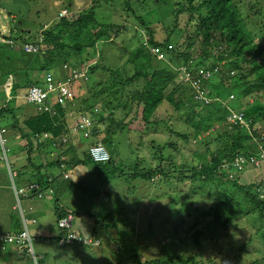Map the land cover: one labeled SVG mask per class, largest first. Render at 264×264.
I'll list each match as a JSON object with an SVG mask.
<instances>
[{
    "label": "trees",
    "instance_id": "obj_1",
    "mask_svg": "<svg viewBox=\"0 0 264 264\" xmlns=\"http://www.w3.org/2000/svg\"><path fill=\"white\" fill-rule=\"evenodd\" d=\"M67 1L69 0H62V6L65 7ZM139 1L133 0V3H130L126 0L128 8L126 12L134 17V22L137 24L136 27L134 25L135 29L140 27L139 34L135 32V35L129 38L127 26L118 25L121 26L119 28L102 14L100 19L94 11L97 4L93 6L94 9L60 18L46 30L45 40L51 45L53 43L54 47L45 51L49 55L48 57L45 55V67L50 64L54 66L60 64L61 67L66 63L76 67L78 71L87 70L88 80L97 71L109 73V81L114 91L106 87L107 82L102 80L99 88L91 89V95L83 98V103L77 100L73 89L75 83L72 81L70 84L74 94L72 99H67L65 104L60 103L58 99L52 101V105L51 101H47L45 104L47 110L42 106L37 117L26 120V128L21 129L23 132L40 134L43 131H50L58 138L66 137L65 141L69 145L60 147L59 140L56 139L60 149L52 159L34 157L32 153L35 148L29 146L27 162L16 168L18 174L15 178L16 182L18 184L35 182L36 191L51 189L52 194L54 193V202L58 205L57 221L73 214L70 213L69 208L59 205L60 195L76 185L66 175L69 169L77 164H94L88 154V148L80 152L74 146L75 139L80 136V125L85 123L82 117L95 125L93 139L102 132L104 133L102 142L112 144L117 129L124 125L134 129L132 122H128L127 118L133 109L137 114L133 122L136 120L145 122L149 133V128L156 126L160 121L155 118L157 114L163 112L162 105L169 103L173 111L181 115L178 122L186 123L195 132L194 137L197 139L195 144L200 145L201 142H205L204 147L209 151L210 157L201 153L202 150L192 149L187 145L191 143L192 133L177 129L169 132H173L183 141V145L177 149L178 152L189 154L188 156L196 163L187 162L188 158L185 159L183 156L178 158L177 150L169 158L158 157L156 163L147 162L143 158L136 159L134 161L136 168L124 172L123 175L127 174V177L132 179L139 178L142 183L145 181L147 185L145 191L149 194L154 193L152 190L157 187L166 188L168 192L162 189L166 195L155 199L149 207L147 212L149 226L145 227L143 232L135 229L130 232L118 228L115 234L112 230L117 227V221L114 220L112 223L106 221L107 226L103 230L108 238L124 244V249L118 247L114 250L111 246L110 249H113L111 252L127 264H200L205 251L210 249L206 248L209 245L224 252L225 242L229 251L234 249L237 240L235 230L240 226H230V224L240 217L250 219L258 236L255 238L254 235H249L240 248L241 251L248 254V247L256 240L264 251V236H262L264 235V196H262L264 190L261 188L264 186V181L242 184L236 175L231 178L234 173L230 172V167L238 154L249 156L250 153L257 152L259 145L264 148V133L261 131L257 133V128L254 129L258 123L264 122V105L260 108L262 104L258 99L264 96V39L257 42L255 40L257 35H252L246 28L244 12L238 0H166L163 3L172 7V11L169 22L165 24L147 19L143 11L152 13L155 9H152L147 1L136 5ZM0 7L2 8L1 5ZM250 7L246 5L244 10L247 11ZM69 8L70 6L66 10ZM263 12L262 7L258 8L259 15H263ZM193 23L196 25L194 35L190 29ZM217 33L220 37L216 36ZM121 34H126L124 35L126 39L134 41L133 47L127 50L118 67H111L108 64L99 67L101 52L99 44L111 43L114 49L122 50L123 47L115 43L116 38ZM23 35V32L18 33L13 26L11 36L14 39H22ZM194 38H197L201 44L198 50L193 49ZM183 44L186 46L184 49H182ZM162 54L164 56H161ZM245 57L250 58V61L248 62ZM69 58H72V61ZM92 59L96 60V64L90 66ZM159 60H162V63ZM124 64L128 67L123 68ZM227 68L228 71L237 68L238 73L231 76L230 72L223 71ZM210 70L217 78L214 84L211 82L212 78L207 76ZM242 73L246 81L241 77ZM251 74L255 75V79L250 78ZM227 78L235 80L226 85L224 82ZM128 86H130L129 90ZM226 91L228 97L232 95L237 99L240 98L245 107L230 108L226 102L228 97L224 96ZM232 91H236L237 95ZM103 93L105 96L100 101L85 107L86 98H94ZM207 94L214 95L216 100L206 102ZM234 105L238 106L240 103ZM130 108L131 110L122 116V111ZM52 110H56V113H51ZM230 113L242 115L245 122L236 120L226 128V132H222L215 124L225 122ZM76 114L80 116L74 118ZM74 121L76 122L73 124ZM210 127L215 128V137L219 141V146L214 149H211V145L206 140L200 139L202 134L211 129ZM256 135L260 142L255 139ZM23 137L31 139L29 133H25ZM154 141L156 142V139ZM145 143L141 140L139 144ZM91 145H94L93 142ZM40 148L39 146L37 149ZM113 160L106 164L98 163L99 165L93 166V170L100 171L104 167H112L110 163H113ZM53 167L60 172L66 171L62 174L64 182L58 180L55 171L48 172L54 170ZM111 170L113 169L108 168V173ZM116 170L117 168L114 171ZM228 182L231 183L229 186H227ZM247 202L252 206H246ZM34 221H37V218ZM24 232L25 230H21L16 235L19 236ZM29 232L28 238L33 243H40L38 247L36 246L37 249H47L43 243H53V239L45 233L35 235L32 230ZM131 235H137L138 238L145 235L147 242H154L153 239L158 238L155 243L161 256H166L170 250L176 253L172 245H177L180 250L182 243L191 236L193 247L197 252L196 255L186 256L180 253L170 255L165 260H160L162 257L158 258L159 256L156 255L153 256L154 258H146L143 262L141 249L151 244H141L138 248L129 249L130 242L126 240H130L128 237ZM26 239L24 242L14 240V243L24 245ZM206 261L219 264L218 257L207 258ZM259 261L260 259L256 258L247 264H257ZM117 262V264L122 263Z\"/></svg>",
    "mask_w": 264,
    "mask_h": 264
},
{
    "label": "rangeland",
    "instance_id": "obj_2",
    "mask_svg": "<svg viewBox=\"0 0 264 264\" xmlns=\"http://www.w3.org/2000/svg\"><path fill=\"white\" fill-rule=\"evenodd\" d=\"M133 0H129L130 3ZM139 1V0H138ZM143 1H147L149 5L152 6V9H155L152 13L149 11H143V15L150 20L154 19V21H160L159 23L165 24V22H169L170 20V14H171V8L168 4H164L166 0H141L136 3V5L142 4ZM57 3V4H55ZM242 3V4H241ZM97 4L96 9L93 8ZM238 4L242 10L244 20H246V28L252 33V35H257V38L255 40L257 42L264 39V12L263 15L258 14V8L262 7L264 9V0H238ZM0 5L2 8L6 11V13L9 16L15 17L13 20V26L16 30H18V33H22L23 30H29L31 35H35L40 28L44 25V23H49L54 20L53 24L56 23L59 19L56 18L57 15H59L60 11L66 10L68 6H70L69 9V16L70 15H77L82 11H86L89 9H94L96 14L99 15L101 19V14L105 17H108L110 22H113L117 25V27H121L118 25L127 26L128 27V38L130 36L135 35V32L139 34L140 27L136 30V22H134V17L130 15L131 13H127L126 10L127 4L126 0H69L66 2V6H62V0H57L56 2L54 0H0ZM110 5V6H109ZM246 5H250V9L247 11L244 10ZM72 10V11H71ZM133 20V21H132ZM134 22V24H133ZM261 23V24H259ZM259 24V25H258ZM135 25V27H134ZM257 27V28H256ZM259 27V28H258ZM261 27V28H260ZM163 30V28H160ZM191 33L194 35L196 32V25L193 23L191 24ZM126 35V34H124ZM123 34H121L119 37L116 38L115 43L121 47H123L122 50L113 47L111 43H100V54H99V67L103 64H108L111 67H118L122 59L124 58L125 53L128 49L133 47L134 41L131 39H126V37ZM217 37H220L219 33L216 34ZM113 38H115V35H113ZM138 41V40H137ZM18 46H23L22 42L19 41L17 43ZM186 46L183 44L182 49H184ZM222 45H220V48ZM201 48V44L197 38H194V45L193 49L198 50ZM20 47L18 48H12L8 45H2L0 44V77L7 78L6 73L1 70V66L7 67L11 64V60H9L10 57L13 55H16L20 53ZM164 55V54H163ZM2 56V57H1ZM247 59V57H245ZM70 61H72V58H69ZM248 62L250 61V58L247 59ZM160 63H162V60H159ZM33 63L32 60L25 58L22 60L20 66L17 67L16 71L20 72L23 71L26 67L31 66ZM224 63V61H222ZM96 64V60L92 59L90 66ZM247 63V67H248ZM128 67L127 64H124L123 68ZM237 68H231L230 71H228V68L223 70L225 73L230 72L231 76H234L238 73L236 71ZM223 72V73H224ZM242 73L241 77H243L244 81L245 75ZM230 76V77H231ZM212 78L211 82L214 84L217 82V78L214 76H209ZM251 79H255V75H250ZM27 80V77H24L21 80V83H25ZM106 81L107 86L110 87L112 91H114L113 87L111 86V83L109 81V73H103L101 71H97L93 76L90 77L89 81H78L74 85V91L79 93L77 95V100L79 99L80 102H83V98L87 97L88 95H91L90 90L95 89L96 87L99 88L100 81ZM235 79L227 78L224 82L226 85H229L232 83ZM130 89V86H128V90ZM0 90L4 92V88L1 85L0 82ZM111 91V93H112ZM201 94H203L202 91H200ZM235 95H237L236 91H232ZM105 96V93L103 95H98L96 97H88L86 98V105L91 106L96 101H100ZM225 97H228V92L226 91L224 94ZM254 99V97H251ZM240 98L236 97H228L226 99V102L228 103L229 107L233 108L237 102L240 103L237 107L244 108L245 104H243L240 100ZM260 103L263 107L264 105V96L258 97ZM206 102H213L216 100V97L212 94L205 95ZM27 104L32 105V103L26 101L24 98L21 100V107L25 106ZM84 103V102H83ZM34 105V104H33ZM167 105V106H166ZM163 112L161 114H157L155 120H160L155 128L157 127L156 132L154 131L153 127L149 128V133L142 134V132L146 129V123L136 120V122H133V120L136 118L137 114L134 112V109L127 115L128 122H132V127L134 129H131L129 126L127 127L124 125L122 128L117 129L115 134L113 135V143H106L108 150L112 154L113 157V163H110L112 167H104L102 170H93L94 164H88L86 165V171H84V177L70 190L62 193L60 195V206H65L73 211V209L81 212V217L76 216L74 220V225L72 229L80 230L83 233L82 238L84 240H89L92 238V232L97 231V234L100 236L96 237L97 242H103L101 246H90L89 248L93 249L95 251V254L93 255L95 259H93V262H89L90 255L87 256V259H83L81 262H75L73 264H117L119 261L121 264H127L125 261H122L121 258L116 257L111 251V249L106 248L104 249V246L106 245V240H108L110 243H113L114 250L115 248L120 247L119 249H124L123 242H116L114 239L108 238L106 235V232L103 230L107 225H105L106 221L109 223H112V221H117V227L113 228V233L117 234V229H123V230H129L130 232H133L135 230H142V232L145 230V227L149 226V222L147 220V212L149 211V207L154 202L155 199L158 197H163L166 195L165 191H167L166 188L157 187L154 190V193L151 192L149 194L148 191H145L146 182L143 181L142 183L141 179L139 178H129L127 177V174L123 175L124 172L127 173V171L134 170L136 167H134V161L138 158H143L147 162L154 161L156 163L157 158H169L171 154H174V152L177 150V145L179 144V147L183 145V141L177 137L176 134L173 132L166 135L167 128H171L172 131H177V129H181L183 131H187L189 133H193V130L191 126L189 127L186 123L182 122L179 123V119L181 118V115H178L176 112L173 111V108L168 103H164L162 105ZM132 108V107H131ZM130 109L126 111H122V116L125 115V112H129ZM22 111L27 114H30V109L28 108H22ZM176 114H174V113ZM84 113V112H83ZM80 115L76 114L74 115V118H78ZM83 120H85V117H82ZM215 125H218L222 132H226V128L228 126H224L223 123H217ZM257 133L258 131H261L264 133V122H260L257 124ZM210 131L208 133L202 134L200 137H203L204 140L211 143V149H214L219 146V141L216 140L215 137V128L210 127ZM102 130V128H101ZM103 131V130H102ZM98 139H102L104 137V133H99L97 135ZM158 138L162 142H155L154 140ZM81 139V146H79V151L85 150L89 147V145L92 143V138H84L80 136ZM255 139L259 141V137L256 135ZM143 140L146 143L140 145V141ZM25 141L23 142V144ZM172 143V145H171ZM192 147V149H199L202 150L201 153H204L206 155H209L210 153L207 149H205L204 145H197L193 140H191V143L187 144ZM15 146V147H14ZM13 149L14 152H17L18 154L21 152H26L25 149L19 148L18 146L14 145ZM205 149V150H204ZM189 154L178 152L177 150V157L180 158L183 156L185 159H187V162L196 163ZM157 156V157H155ZM52 159V157H51ZM22 160H19V162ZM24 163V161H23ZM106 164V163H103ZM109 165V164H108ZM108 168H111V170L108 173ZM115 168H117L116 171ZM242 168L243 171L234 173L231 175V178L236 175L239 178V182L242 184H249L252 181H255L256 183L263 182V179H260L263 177L264 173L262 170L259 172L255 169H251L250 167H244ZM3 175H6V172H3ZM231 183L228 182L227 186H229ZM149 187V186H148ZM164 189V190H162ZM3 188H0V223H2L5 214L6 209L10 205V198L8 194V190L3 191ZM168 192V191H167ZM177 193V192H175ZM10 195H13V193H10ZM184 199V198H182ZM53 202V201H49ZM19 206V204H18ZM177 206V203H176ZM246 206L251 207L249 205V202L246 203ZM20 211V207H19ZM52 218L51 222H56V214L54 209H52ZM227 214H225L226 216ZM48 219H40L37 224L39 227L43 221ZM119 220V222H118ZM5 223H8L10 226V231L14 229V225L11 221L5 220ZM53 223V222H52ZM233 225H239L240 228H236L235 230V237L237 238L235 242L234 249L229 251L227 249V244L224 242L226 251L222 252L219 250V248L214 247L212 245L207 246L206 248H210L209 250L205 251V256L203 259H200L202 262L200 264H211L206 261L207 258H216L218 257V263L219 264H247L249 261L259 258L260 261L257 264H264V251L261 249L259 242L256 240L254 243H252L248 247V254H245L244 251H241V247L243 244H245V239L249 235H254L255 238H257V233L255 227L252 226L250 219L246 217H240L231 222L230 226ZM80 227V228H79ZM55 230L58 232L57 228ZM6 231V232H10ZM137 233V232H135ZM262 235V234H261ZM163 236V235H160ZM159 236V237H160ZM264 236V235H262ZM105 240H103V239ZM130 240H126L130 242V248H138L141 246V244L145 245L147 243L151 244L150 246H146V248L142 247L141 253L142 261L144 262L146 258L153 257L158 255V258H161L160 260L167 259L170 255L175 254H183V255H196L197 249L194 248V244L192 243V237L188 236L186 238V241L182 243V249L179 250L177 248V245H172L173 249L176 250V253L173 252V250H170L168 253H166V256H161L159 249L157 248V244L155 243L158 239H153L154 242L150 241L147 242V237L145 235L140 236L138 238L137 235H131L128 237ZM154 238V237H152ZM240 239V240H238ZM206 241V240H205ZM43 243V242H41ZM46 247L53 246L57 251H59V246L54 243L45 244ZM34 245L36 246V242H34ZM9 247L10 244H7ZM171 246V247H172ZM104 249V250H103ZM9 248H3V252H7ZM110 250V252H109ZM35 256L38 254V261L39 264H72L68 260L58 259L52 256L51 250L48 249H42L41 253H38L35 248ZM160 254V255H159ZM39 255H42L44 258L40 259ZM241 255V256H238ZM146 256V257H145ZM207 257V258H205ZM32 258V257H31ZM22 258V261L13 262L15 258H12L9 263L5 264H36L35 260L32 258ZM154 258V257H153Z\"/></svg>",
    "mask_w": 264,
    "mask_h": 264
},
{
    "label": "crops",
    "instance_id": "obj_3",
    "mask_svg": "<svg viewBox=\"0 0 264 264\" xmlns=\"http://www.w3.org/2000/svg\"><path fill=\"white\" fill-rule=\"evenodd\" d=\"M54 1L56 2L57 0ZM56 18L60 19L59 15H57ZM53 22L54 20L49 23H44L35 35H31L29 30H23L22 32L24 35L22 36V39L17 40V43L21 41L23 46L16 45L12 47H20V53L9 58L12 65L7 67L1 66V70L6 73L7 78L0 77L1 85L5 90L4 92L0 90V188H3V191L8 190L10 205L5 211L6 214L2 223H0V264L9 263L12 258H15L13 262H17L22 261V258L31 257L35 260L36 264H39V261L37 260L38 254L35 256V248L36 246L38 247L40 243L35 246L30 238H28L25 240L27 242H25L24 245H17L14 241L8 240L10 235H16L17 233H20L21 230H25L27 233L29 230H32L35 235H37V233H45L49 238L53 239L54 244L59 246V251H57L53 246L47 247V249L49 248V250L53 251L52 256L60 260H68L72 264L75 262H81L83 259H87L88 255L91 256L89 258V262H93V259H95L93 256L95 251L89 247L101 246L103 244V242L99 244L95 242V240H89L87 242L71 240L67 235V231L59 226V220H56V222L52 221L53 223L51 222L53 213L52 209H54L57 219L56 210L58 208V205L54 202V193L52 194V190L36 191L31 188V185L35 182H31L30 184H18L15 179L18 175L16 168L27 162L29 146H33L35 148L32 153L34 157L41 159H43V157H47L51 159L55 153L59 152L61 145H69L65 141L66 137L63 138L61 136L58 138L50 131H43L40 134H35L29 131L23 132L21 130L26 128V120L37 117L39 112H41L42 106L46 109V105L33 103L27 99L29 87L35 84L43 87L48 76H51L56 84L67 83L69 78H72V81H74L73 83L83 80L89 81L87 70H80L79 73H82V76L75 79V74L78 72L72 74L70 73L72 70L77 71V68L66 63L61 67L60 64L57 66L50 64L48 67H45V55L47 57L49 56L48 52L45 53V51L48 49L51 50L54 47L53 43L51 45L45 40V32L49 29V27L55 24H53ZM25 58L32 60V65L26 67L23 71L17 72V67L20 66L22 60ZM60 68L63 70H60ZM24 77H27V80L25 83H21V80ZM57 90L51 93L48 100L51 101V105L52 101H55L58 95ZM78 94L79 93L77 92L76 96ZM23 98L32 103V105L26 103L25 106L21 107L20 103ZM22 108L30 109V114L26 115V113L22 111ZM75 122L76 121H74L73 124ZM92 126L93 128L95 127V125ZM25 133H29L31 139L24 138L23 135ZM56 139L59 140L60 147L56 142ZM24 141L25 143L23 144ZM92 142L93 144H96L101 142V140L97 137L93 139ZM77 144L78 142L75 140L74 146ZM14 145L25 149L26 152H21L19 154L14 152ZM39 146L41 148L37 149ZM75 148L79 151L77 147ZM80 152H83V150ZM19 160L22 161L19 162ZM98 163L99 162L94 161L95 166L99 165ZM53 168L54 170L48 172L55 171L58 174L56 176L58 177V180L64 182L65 179L62 174L66 173V171L60 172L59 170H56L55 167ZM86 168L87 166L84 164H77L72 169H69L66 176H68L69 180L73 181L74 184H77L84 177L83 172L86 171ZM3 172H6V175H3ZM10 193H13V195H10ZM69 211L70 213H73L71 215L81 217L80 211L75 209H73V211ZM35 218H37V221H34ZM39 218L48 220L43 221V223L38 227L37 224L39 222ZM5 220H9L13 223L14 229L12 231H10V226L8 223H5ZM55 228H57L58 232ZM75 231L79 234H83L78 229ZM92 236L97 237L96 231L92 232ZM106 242L107 243L104 246V249H110L111 246L114 248L113 243H110L109 241ZM7 244H10V246L8 247ZM3 248H9V250L7 252H3ZM36 250L38 253H41L42 248H36ZM39 258L43 259L44 257L39 255Z\"/></svg>",
    "mask_w": 264,
    "mask_h": 264
},
{
    "label": "built area",
    "instance_id": "obj_4",
    "mask_svg": "<svg viewBox=\"0 0 264 264\" xmlns=\"http://www.w3.org/2000/svg\"><path fill=\"white\" fill-rule=\"evenodd\" d=\"M66 14V12L61 13ZM13 29V16H9L6 11L0 7V43H13V37L11 36V32ZM78 72V73H77ZM75 74V79H77L79 76H82V73H79V71L72 70L70 74ZM207 76H213L212 71L208 72ZM74 79V80H75ZM72 81V78H69L67 83H58L56 84L51 76H48L45 80L44 86L41 85H32L28 89L27 93V99L33 103L45 105L46 102L49 100L51 93L55 90L58 91V95L56 99L62 104H65L67 99H72L74 94L73 91L70 88V83ZM53 114L56 113V110L51 111ZM90 152L93 156V158L97 161H103L109 159V153L105 149V147L101 144L95 145L90 147ZM244 161V158L242 156L236 157V164L242 165ZM33 189L36 188L35 185L31 186ZM60 227L64 229H71L73 226V217L72 215H68L64 218H62L59 221ZM71 238L76 237L75 234L70 233L69 235ZM28 238L27 232L21 233L19 236L17 235H10L8 237L9 241H18V242H24V239Z\"/></svg>",
    "mask_w": 264,
    "mask_h": 264
},
{
    "label": "clouds",
    "instance_id": "obj_5",
    "mask_svg": "<svg viewBox=\"0 0 264 264\" xmlns=\"http://www.w3.org/2000/svg\"><path fill=\"white\" fill-rule=\"evenodd\" d=\"M63 12H64V13L66 12V14H62V15H61V13H63ZM67 15H69V11H68V10H63V11H60V13H59V17H60V18L65 17V16H67ZM13 39H14V38H13ZM0 44H6V45H9V46H11V47H14V46L17 45V40L14 39V40H13V43H0ZM161 56H164V55L162 54ZM234 107H237V106H234ZM242 109H243V108H242ZM241 116H242V115H238V114H236V113H230V115H228V117L226 118L225 122H223L224 126H231L232 123H235V122H236V120H240V121H242V122H245V119H244L243 117H241ZM90 125H92V124H90V123L88 122L87 118H86V119H85V123H83V124L80 125V136H82V137H84V138H91V137H92L93 126L90 127ZM146 128H147V127H146ZM153 128H154V131L156 132L157 127H156V129H155V127H153ZM256 128H257V127H255L254 129H256ZM147 131H148V130L145 129V130L142 132V134L144 135L145 133H147ZM167 131H168V132H166V135L169 134V133H171V132H169V131H172V129L169 128ZM209 131H210V129H209L208 131H206L205 133H208ZM208 134H209V133H208ZM194 135H196V134H195V132L193 131V133H192L191 136H190V139L193 140L194 142H197V139L194 137ZM80 136H79L78 138L75 139V140L78 142V144L75 146V147H77V148H79V146H81V139H80ZM200 139L203 140V137H200ZM100 140H101V142H98V143H96V144H94V145H91V144L89 145V147H88V149H87L88 154H89V156H90L95 162H99V163H107V162H110V161L113 159L112 154H111L110 151L108 150V148H107V146L105 145V143L102 142V139H100ZM156 142H162V141H160L158 138H156ZM98 144L103 145V146L105 147V149L108 151V153H109V159H108V160L97 161V160H95V159L93 158V156H92V154H91V152H90V147L95 146V145H98ZM208 144L211 145L210 142H208ZM176 145H177V149H178V148H179V144H176ZM200 145H205V142H201ZM242 154H243V153H242ZM237 156H242V157L244 158V161H243L242 165H237V164H236V157H237ZM237 156L235 157V159H234V161H233V163H232V165H231V167H230V172L238 173V172L243 171L242 168L245 169L244 167H250L251 169H255V170H257L258 172H259L260 170H262V172L264 173V148L262 147V145H259V149L257 150L256 153H250L249 156H246L245 154H243V155L238 154ZM260 179H263V181H264V175H263V177L259 178V180H260ZM33 185H34V184H33ZM31 186H32V185H31ZM31 188H32V187H31ZM261 188L264 190V186H262ZM262 196H264V194H263ZM72 217H73V225H74L75 216L72 215ZM63 218H64V217H63ZM61 219H62V218H61ZM61 219H60V220H61ZM60 220H59V221H60ZM59 226H60V225H59ZM72 227H73V226H72ZM61 228H62V227H61ZM62 229H64V228H62ZM64 230L67 231V235H68V237H69L71 240H78V241H84V242H87V240H84V239L82 238L83 234H79V233H77L74 229L71 228V229H64ZM70 233L75 234L76 237L71 238V237L69 236ZM97 237H99V236H97ZM99 238H100V237H99ZM101 239H103V238H101ZM89 240H95V242H97L95 236H92V238H90ZM89 240H88V241H89ZM103 240H104V239H103ZM103 242H104V241H103ZM97 243L100 244V242H97ZM101 243H102V242H101Z\"/></svg>",
    "mask_w": 264,
    "mask_h": 264
}]
</instances>
